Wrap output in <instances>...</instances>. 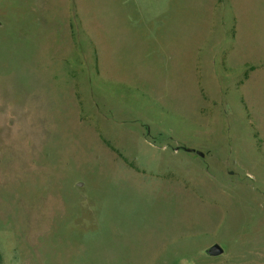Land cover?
Here are the masks:
<instances>
[{"label":"rangeland","instance_id":"1","mask_svg":"<svg viewBox=\"0 0 264 264\" xmlns=\"http://www.w3.org/2000/svg\"><path fill=\"white\" fill-rule=\"evenodd\" d=\"M0 240L264 264V0H0Z\"/></svg>","mask_w":264,"mask_h":264},{"label":"crops","instance_id":"2","mask_svg":"<svg viewBox=\"0 0 264 264\" xmlns=\"http://www.w3.org/2000/svg\"><path fill=\"white\" fill-rule=\"evenodd\" d=\"M0 264H15L11 258L8 248L0 240Z\"/></svg>","mask_w":264,"mask_h":264},{"label":"water","instance_id":"3","mask_svg":"<svg viewBox=\"0 0 264 264\" xmlns=\"http://www.w3.org/2000/svg\"><path fill=\"white\" fill-rule=\"evenodd\" d=\"M191 152H193V150ZM197 154L199 156H201V157H205L204 153H202L200 151H198ZM223 253H224V249L220 245H218V244L212 246L211 248H209L207 250V254L209 256H213V257L221 256Z\"/></svg>","mask_w":264,"mask_h":264},{"label":"bare ground","instance_id":"4","mask_svg":"<svg viewBox=\"0 0 264 264\" xmlns=\"http://www.w3.org/2000/svg\"><path fill=\"white\" fill-rule=\"evenodd\" d=\"M12 87V86H11ZM6 138V137H5ZM19 145V144H18ZM12 148V147H11Z\"/></svg>","mask_w":264,"mask_h":264}]
</instances>
